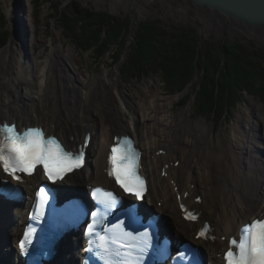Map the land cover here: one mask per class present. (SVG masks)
I'll return each mask as SVG.
<instances>
[{"label": "bare ground", "instance_id": "bare-ground-1", "mask_svg": "<svg viewBox=\"0 0 264 264\" xmlns=\"http://www.w3.org/2000/svg\"><path fill=\"white\" fill-rule=\"evenodd\" d=\"M1 1H7L9 11L14 12L11 7L14 0ZM26 1L22 0L24 5ZM22 2L14 3L23 5ZM178 6L186 10L183 5ZM20 13L15 19L20 25L15 23L17 28L24 29ZM31 21L30 18L32 35ZM23 32L24 36L18 30V39L24 44L27 32ZM24 47L25 55L21 54L16 64L11 57V46L0 50V118H15L19 126L41 123L47 132L58 134L67 143H75L83 132L91 131L93 139L87 164L63 179L80 188L107 181V150L112 136L121 132L132 134L143 150L142 171L148 179L144 202L161 201L156 210L169 216L170 230L178 238L186 234L198 243L208 264H223L219 253L227 247L228 237L245 221L264 214V117L256 105L246 103L248 115L241 113L226 147H222V138L215 142L205 121L183 118L173 122L167 111L160 113L159 96L142 99L116 83L110 89L103 88L101 98L98 87L101 78L90 81L83 77L71 50L64 51L61 43L52 46L49 56L41 63ZM33 53L34 50L32 56ZM253 110L258 116H253ZM176 160L179 161L176 166L170 164ZM163 170L166 175H162ZM39 177L35 173L31 182ZM24 186L28 206L33 191L28 184ZM197 196L200 201H195ZM179 203L197 208L198 222L184 221ZM24 211L13 207L12 216L6 218L10 225L0 234V264L18 262L17 252L12 251L26 222ZM204 220L213 225V238L208 242L195 241L193 234ZM71 243L78 249L77 240L72 239ZM75 247L74 256L78 257Z\"/></svg>", "mask_w": 264, "mask_h": 264}, {"label": "trees", "instance_id": "trees-1", "mask_svg": "<svg viewBox=\"0 0 264 264\" xmlns=\"http://www.w3.org/2000/svg\"><path fill=\"white\" fill-rule=\"evenodd\" d=\"M46 2L64 35L82 50H91L97 60L108 54L114 64L118 63L124 81L159 72L165 90L177 92L198 75L194 90L195 112L202 117L215 118L217 125L225 113L236 110L244 91L264 102L263 52L244 55L241 46L228 47L225 43L216 48L198 47L199 39L193 30L174 27L167 30L152 20L139 22L133 39L129 40L128 17L124 20L105 12L96 13L75 1L60 7L53 5L52 0H32L35 23L41 5ZM5 22V15L0 13V47L9 39ZM114 45L117 48L110 53Z\"/></svg>", "mask_w": 264, "mask_h": 264}, {"label": "rangeland", "instance_id": "rangeland-1", "mask_svg": "<svg viewBox=\"0 0 264 264\" xmlns=\"http://www.w3.org/2000/svg\"><path fill=\"white\" fill-rule=\"evenodd\" d=\"M18 1L14 0V2ZM70 1H75L80 7L88 8L96 13L105 12L124 20L128 17L130 19V31L127 39L129 40L133 39L134 31L139 22L152 20L167 30L172 27L193 30V33L199 39L198 47L206 48L211 46L216 48L221 43H225L228 47L241 46L244 55L254 51L264 53V34L259 30L247 29L245 26L234 28L228 18L217 12L210 19L207 16V13H210L207 8L188 7L184 10L167 0H52V4L63 7ZM14 2L12 1L11 7L15 9L14 12L16 13L9 11L7 1L0 2V13L5 15V28L9 32V39L4 46L0 47V50L6 46H11V57L14 64L18 63L21 54L25 55L26 49H24V46L28 48L31 57L35 58V60L38 58L37 62L41 63L49 56L52 46L56 47L61 43L62 49H65H63L64 51L67 49L71 50V57L76 60L77 69L83 77L90 81L101 78L98 85L101 98L104 96L103 88L110 89V86L115 87L116 83L123 85L128 92L138 94L142 99L148 100L152 99L153 96H159L161 100L157 104L159 105L160 113L167 111L173 117V122L183 118L192 122L205 121L204 123L211 130L212 138H215V142H217L219 137L222 138V147H226V142L233 133L232 128L241 113H245L244 116L248 115V110L245 108L246 103H249V105L255 104L258 113L264 117V102L257 96L244 91L243 98L238 103L236 110L232 111V113H225L221 118L219 117L220 121L217 125L215 118L210 116L202 117L195 112L194 90L198 75L182 91L177 92L165 90L159 72H149L139 79L124 81L120 76L118 63L114 64L108 54L97 60L91 50H82L64 35L62 28L58 25L57 18L53 16V10L48 2L41 5L38 22L36 23L34 22L32 0H27L25 5L22 0L23 5ZM20 11L24 29L22 27L17 28V25H20V21L15 20L16 18L18 19L17 15ZM28 13H30L31 17ZM30 18L32 20L31 28L33 27L34 30L33 36L29 30L30 23L28 21ZM18 30L22 36H24L23 30H25V33L27 32L24 44L18 39ZM116 48L115 45L112 46L110 53H113ZM125 49L124 54L127 52V48ZM32 50H34V56H32ZM56 55L59 57L58 54ZM18 85L20 86V82ZM81 90L82 88H80ZM144 93L146 97H143ZM187 94L189 98L183 104V99ZM253 112L255 110L252 111V114ZM253 116L258 115L253 114Z\"/></svg>", "mask_w": 264, "mask_h": 264}, {"label": "snow or ice", "instance_id": "snow-or-ice-1", "mask_svg": "<svg viewBox=\"0 0 264 264\" xmlns=\"http://www.w3.org/2000/svg\"><path fill=\"white\" fill-rule=\"evenodd\" d=\"M117 143L119 148H112L110 163L112 165L109 175H114L115 179L125 191L130 186L135 187V195L141 197L144 191L143 180L132 170L135 165L136 153L131 149L130 142L127 140ZM117 153L119 155H117ZM83 150L78 154L68 153L64 150L60 142L54 137H45L43 131L39 128H29L22 134L18 133L15 126L8 124L0 125V166L6 173L13 175L16 179L17 171L31 174L37 164H43L44 170L49 179L60 176L64 171L71 170L73 167L80 166V160L83 157ZM117 165L119 169L117 170ZM102 194L101 202L106 208L112 207L116 202V197L111 192H102L101 189L95 190ZM41 204L43 203L44 190L38 194ZM95 215V214H94ZM194 218V217H192ZM94 224L89 225L88 232H94ZM123 222L113 224L107 231L108 235L98 236L100 246L105 249L109 258L106 264H140L143 254L149 245V233H132L127 231ZM206 229L202 230L200 235H205ZM31 236V230L25 233L26 239ZM26 240H22L20 247L25 249ZM116 245L114 254L123 256L122 260H113V249L111 245ZM231 245L235 246L237 251L230 248L225 254L227 264H264V221L256 220L242 229L239 240L233 239ZM121 249L127 251L121 252Z\"/></svg>", "mask_w": 264, "mask_h": 264}, {"label": "water", "instance_id": "water-1", "mask_svg": "<svg viewBox=\"0 0 264 264\" xmlns=\"http://www.w3.org/2000/svg\"><path fill=\"white\" fill-rule=\"evenodd\" d=\"M180 1L177 0V5H183L186 9L191 6L207 8L222 14L230 20L234 28L264 27V0H184L189 1L191 5Z\"/></svg>", "mask_w": 264, "mask_h": 264}, {"label": "flooded vegetation", "instance_id": "flooded-vegetation-1", "mask_svg": "<svg viewBox=\"0 0 264 264\" xmlns=\"http://www.w3.org/2000/svg\"><path fill=\"white\" fill-rule=\"evenodd\" d=\"M167 1L173 2L175 5H177V0H167ZM182 1H183V3H185V4H190V5H191V3H190L189 1L181 0L180 2H182ZM178 2H179V1H178ZM186 2H187V3H186ZM191 7H192V6H191ZM189 8H190V7H189ZM209 12H210V13H207V14H208L207 16L211 19L212 16H214V14H215L216 12L211 11V10H209ZM254 29L259 30L262 34H264V27L258 26V27H255Z\"/></svg>", "mask_w": 264, "mask_h": 264}]
</instances>
